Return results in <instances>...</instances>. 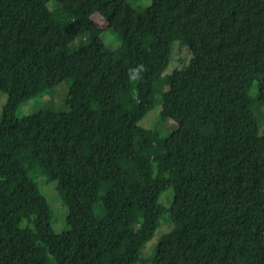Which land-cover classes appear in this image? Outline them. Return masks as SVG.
Here are the masks:
<instances>
[{"label": "trees", "instance_id": "16d2710c", "mask_svg": "<svg viewBox=\"0 0 264 264\" xmlns=\"http://www.w3.org/2000/svg\"><path fill=\"white\" fill-rule=\"evenodd\" d=\"M62 81L66 112L16 118ZM0 91V264H264V0H0ZM156 95L176 126L142 139Z\"/></svg>", "mask_w": 264, "mask_h": 264}, {"label": "rangeland", "instance_id": "374dc122", "mask_svg": "<svg viewBox=\"0 0 264 264\" xmlns=\"http://www.w3.org/2000/svg\"><path fill=\"white\" fill-rule=\"evenodd\" d=\"M147 3V2H146ZM93 18L96 22L100 25L102 29L101 33V40L103 44L109 50H115L120 45V40L107 28H104L105 24L103 20L99 17L98 14H94ZM83 44V38L78 37L76 38L68 47V52L73 51L74 49L79 48ZM178 51L179 59L181 58L183 52L185 50L175 49V52ZM178 58H173V60L168 65V70L178 68L181 65ZM187 59V57H185ZM69 85L68 81H62L55 86L45 90L44 92L31 97L28 100L21 102L16 110L15 116L17 119L22 118L23 116L36 113L40 110H49L53 112H66L68 107L65 104V99L68 93ZM6 101V94L0 91V116L2 107ZM160 110V101L157 95L154 97V104L152 109L148 112V114L142 118L138 125H140V136L142 139L146 138L145 130L152 133L151 130H156L165 135L175 129V123L173 121H166V122H158V114ZM264 122L261 123V126ZM145 129V130H144ZM148 141L144 143V146L147 145ZM35 182L44 195L47 204L51 210L52 217L50 220V226L55 233H61L67 230L68 225L65 222V218L67 215V207L62 203L60 197L54 190L55 183L53 181H47L44 176H38L35 179ZM260 190H263V187H260ZM172 200V190L168 188L165 190L159 198V201L167 206L171 203ZM172 225L164 218L160 221L159 226L157 227L156 231L152 238L146 243L143 252L147 253L150 252L157 238L162 235L163 233L169 232L171 230ZM217 263H222L221 261L217 260Z\"/></svg>", "mask_w": 264, "mask_h": 264}]
</instances>
